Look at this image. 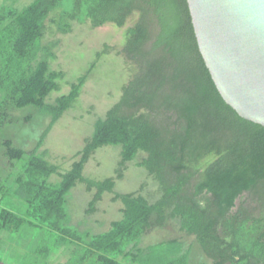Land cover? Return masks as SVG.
Returning a JSON list of instances; mask_svg holds the SVG:
<instances>
[{
  "label": "trees",
  "instance_id": "1",
  "mask_svg": "<svg viewBox=\"0 0 264 264\" xmlns=\"http://www.w3.org/2000/svg\"><path fill=\"white\" fill-rule=\"evenodd\" d=\"M4 1L0 127L11 121V111L30 106L50 115L51 124L30 154L0 138L13 170L27 158L22 172L10 176L23 210L0 211V252L6 256L0 264H53L61 253L68 255L62 264H193L191 250L177 239L141 247L153 224L164 228L170 219L196 239L210 260L204 264H264V127L241 118L220 95L200 53L187 0H36L24 9ZM133 19L119 54L136 71L61 183L50 185L59 169L37 151L87 77L69 95L47 103L61 77L50 68L48 24L68 34L75 22L124 28ZM107 145L122 146L119 177L126 163L145 153L139 165L154 177L161 196L152 203L139 193L115 195L123 219L102 234L79 233L69 225L66 197L79 181L97 189L92 205L113 193V179L83 177L92 155ZM27 228L41 230L35 246L23 241Z\"/></svg>",
  "mask_w": 264,
  "mask_h": 264
},
{
  "label": "rangeland",
  "instance_id": "2",
  "mask_svg": "<svg viewBox=\"0 0 264 264\" xmlns=\"http://www.w3.org/2000/svg\"><path fill=\"white\" fill-rule=\"evenodd\" d=\"M4 2L0 0V7ZM35 2L36 0H11L8 4L17 9H24ZM135 21L131 20L124 28L113 25L93 28L90 23L75 22L72 32L68 34H61L54 25L48 24L50 30L45 42H51L50 68L61 73V77L57 81L59 88L49 95L47 103L55 104L59 98L69 95L73 86L81 78L87 77L79 97L54 124L43 146L37 151V155L59 169V173L48 179L50 185L58 186L61 183V175L67 173L78 160L77 155L93 137L96 124L105 120L108 112L122 99L123 89L134 75L136 66L132 62H127L119 53L124 49L126 30ZM27 117L32 119L25 122ZM10 120L4 127H0V138L12 140L16 147L28 154L36 149L42 135L51 124V116L44 115L33 106L11 111ZM3 151L0 145V211L3 208L22 211L23 206L14 197V184L10 176L16 177L22 172L27 158L17 162V168L13 170L8 160L3 158ZM145 156V153L141 152L132 162L126 163L121 169L122 177H119L122 146L107 145L96 150L85 165L83 177L93 182L113 179L114 191L104 193L102 199L92 205L97 189H88L85 182H77L66 197L70 227L79 233L102 234L109 231L113 222L123 219V204L119 200H114L118 194L139 193L152 203L158 200L161 196L159 185L147 169L139 165ZM2 165L5 170L1 168ZM26 230L29 235L23 241H29L32 243L31 246L38 244L42 238L40 228ZM45 233L46 231H43L41 235ZM16 239L19 240L17 237ZM173 239L181 241L184 250H191L190 258L193 264L210 261L203 254L196 239L181 231L177 220H168L164 228L153 224L140 245L145 248ZM9 248L8 245L7 249ZM5 257L0 252V259L3 262ZM67 258V254L61 253L52 263L62 264Z\"/></svg>",
  "mask_w": 264,
  "mask_h": 264
},
{
  "label": "water",
  "instance_id": "3",
  "mask_svg": "<svg viewBox=\"0 0 264 264\" xmlns=\"http://www.w3.org/2000/svg\"><path fill=\"white\" fill-rule=\"evenodd\" d=\"M198 47L224 101L264 127V0H187Z\"/></svg>",
  "mask_w": 264,
  "mask_h": 264
},
{
  "label": "crops",
  "instance_id": "4",
  "mask_svg": "<svg viewBox=\"0 0 264 264\" xmlns=\"http://www.w3.org/2000/svg\"><path fill=\"white\" fill-rule=\"evenodd\" d=\"M2 155H3V158H5V157H4V151L2 152ZM1 168H3V170H5V169H4V165H2ZM4 174H5V173H4Z\"/></svg>",
  "mask_w": 264,
  "mask_h": 264
}]
</instances>
